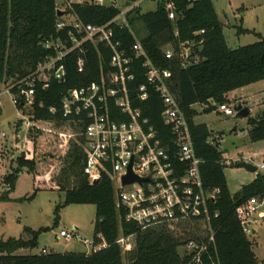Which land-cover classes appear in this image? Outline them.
I'll list each match as a JSON object with an SVG mask.
<instances>
[{
    "label": "trees",
    "instance_id": "16d2710c",
    "mask_svg": "<svg viewBox=\"0 0 264 264\" xmlns=\"http://www.w3.org/2000/svg\"><path fill=\"white\" fill-rule=\"evenodd\" d=\"M60 0H0V84L11 81L15 85L36 71L38 63L53 52L45 49L44 42L64 37L56 29L59 21L57 4ZM179 21L169 20L163 6L156 11L139 15L147 31V37L141 42L149 58L163 69L174 73L173 90L180 100L188 118L195 151L204 163L201 167L205 186L219 190L216 203L211 206L218 217L211 221L214 231V243L208 245L200 263H193V255L184 256L179 249L185 241L164 226L143 229L124 219L123 211L117 208L115 190L112 181L103 177L97 185H92L84 174L86 155L82 147L83 139L72 143L65 165L57 178L52 179L46 190L65 194L64 205H94L96 219L94 238L101 235L107 248L91 255L77 254H18L21 250L33 251L38 246L41 231L32 232L24 238L0 240V264H258L253 251V243L245 233L237 210L251 199H264V174L258 173L256 179L232 195L223 165L221 151L207 144L211 137L207 125H195L193 117L197 112L193 106L214 101L227 104V95L252 84L264 81V38L255 44L235 50L229 48L211 0H202L193 6L179 1ZM66 13L72 14L84 24L104 25L115 18L120 11L115 8L96 5L74 4ZM178 29L183 41L191 40L194 33L205 31V43L200 56L203 62L183 70L166 60L163 49L174 41ZM243 34H252L241 30ZM117 37L130 49L135 38L128 29H117ZM87 67L83 74L77 71L78 54L67 57L63 64L66 68L64 83L52 81L48 89L38 83L30 121L67 123L61 111L64 93L100 78L101 67L110 60V53L89 45L86 48ZM103 53V56L101 55ZM144 83L141 76L139 84ZM18 88L11 91L16 94ZM24 110V105H17ZM145 116L150 118L159 133L163 145L171 150L175 148L174 136L161 119L162 103L159 96L152 92L150 99L142 105ZM55 109V113L51 110ZM213 109L205 111L211 113ZM250 138L254 142L264 141V111L256 118L249 119ZM81 129V128H80ZM42 132L41 129H38ZM82 130V129H81ZM34 149L36 145L33 144ZM18 169L5 178L10 191L15 189L18 176L23 169L37 173L36 152L33 158L20 156ZM37 177V176H36ZM44 190L40 186L36 191ZM5 199H9L8 196ZM57 209V212H59ZM123 238L127 248L125 259L119 243ZM193 236L192 238H194Z\"/></svg>",
    "mask_w": 264,
    "mask_h": 264
},
{
    "label": "built area",
    "instance_id": "2783aa9c",
    "mask_svg": "<svg viewBox=\"0 0 264 264\" xmlns=\"http://www.w3.org/2000/svg\"><path fill=\"white\" fill-rule=\"evenodd\" d=\"M179 1L191 7L202 0H157L175 24L180 17ZM74 4L115 8L120 13L104 25L84 24L66 13ZM128 5V1L121 4L119 0H60L57 11L69 14L59 18L56 24L57 31L63 32L64 37L45 41V49L53 54L41 60L33 74L11 85L8 92L18 88L13 94L15 105L31 107L38 83L46 90L53 80L65 82L63 62L67 57L78 54L77 71L83 74L87 67V46L108 51L110 60L101 67L99 80L67 90L61 101L63 117L82 129L86 155L84 174L92 185L103 177L110 178L117 208L123 211L128 223L143 229L164 226L176 235L179 227H198L201 232L186 240L184 246L189 252L187 255H193V263H200L208 245L214 243L211 221L218 213L212 212L211 206L216 203L219 190L208 189L204 184L201 170L204 161L195 151L188 118L173 90L174 73L157 66L142 42L135 38L128 16L140 4ZM117 29H128L135 38L130 49L117 37ZM204 35L202 30L194 33L193 39L183 41L176 29L174 41L163 49L164 57L183 70L202 63L200 52L205 43ZM141 76L144 83L139 84ZM152 92L161 100V119L174 136L173 150L163 145L151 119L145 116L142 105ZM202 106L204 112L213 109L226 117H233L237 112L228 104L214 101ZM1 137L6 135L2 133ZM207 144L220 151L221 140L210 137ZM23 146L25 148V141ZM223 165L228 167L231 163L225 161ZM260 169L264 170V164ZM129 175L137 180L125 185L124 179ZM259 208L254 198L237 210L248 236L253 235L255 226L264 220V212ZM60 237L84 244L89 249L87 255L107 248L101 235L97 239H85L78 232L62 230ZM123 242L121 237L119 243ZM40 254L48 252L42 250Z\"/></svg>",
    "mask_w": 264,
    "mask_h": 264
},
{
    "label": "rangeland",
    "instance_id": "374dc122",
    "mask_svg": "<svg viewBox=\"0 0 264 264\" xmlns=\"http://www.w3.org/2000/svg\"><path fill=\"white\" fill-rule=\"evenodd\" d=\"M121 4L129 2V7L136 8L128 16L130 28L136 39L142 41L147 37L144 24L138 20L139 15L156 11L157 0H119ZM218 20L223 26L224 36L232 50L255 44L264 38V0H211ZM65 16H69L66 14ZM241 30H251L256 34H243ZM11 81L0 84V240L24 238L31 236L26 229L40 232L38 246L33 251L24 250L22 254H39L42 250L49 253L77 254L89 249L75 240H65L60 232H78L85 239L94 238L96 207L94 205L65 206L63 192L46 190L53 185L65 165V157L74 142L80 141L81 129L75 124H56L53 122L30 121L31 109H20L15 105L13 94L8 92ZM228 105L235 108H248L247 118L226 117L217 112L205 113L202 105H196L197 114L193 117L195 125H207L212 139L221 140L220 151L223 162L230 161L233 167L225 166V175L234 190L237 183L244 182L241 174L251 175L240 167L242 163L257 167L258 173L264 174L260 166L264 164V141L254 142L250 138V118H256L264 111V81L247 86L227 95ZM238 97V98H236ZM41 129L42 132H39ZM4 133L6 137H1ZM241 133H243L241 135ZM25 141V148L23 143ZM33 144L36 145L34 149ZM36 152L37 173L23 169L18 176L15 189L10 191L5 178L18 169V159L25 156L33 158ZM241 173V174H240ZM37 176V177H36ZM44 190H39L38 187ZM8 196L9 199H5ZM259 211H264L263 199H257ZM59 212H57V209ZM258 211V212H259ZM258 235L249 236L258 264H264V220L255 226ZM198 227H179L177 236L183 240L196 236ZM184 240V241H185ZM123 257L127 250L122 244ZM184 256L189 252L183 245L179 249ZM126 264V262H125Z\"/></svg>",
    "mask_w": 264,
    "mask_h": 264
},
{
    "label": "water",
    "instance_id": "95a60500",
    "mask_svg": "<svg viewBox=\"0 0 264 264\" xmlns=\"http://www.w3.org/2000/svg\"><path fill=\"white\" fill-rule=\"evenodd\" d=\"M63 16H65L64 12H58L59 18H62ZM236 111H237V116L241 117V118H247L250 115V111L248 108H244V109L237 108ZM2 113L3 112H2V109L0 107V115H2ZM241 168H243L246 171L251 172V173H256L258 171L257 167H254L252 164H249V163H242ZM136 180H137V178H135L132 175H129L128 177H126L124 179V184L130 185V184H133ZM141 182H143V181H141ZM98 183H99V181H96V182H94L93 185H97Z\"/></svg>",
    "mask_w": 264,
    "mask_h": 264
},
{
    "label": "crops",
    "instance_id": "0c3cea01",
    "mask_svg": "<svg viewBox=\"0 0 264 264\" xmlns=\"http://www.w3.org/2000/svg\"><path fill=\"white\" fill-rule=\"evenodd\" d=\"M248 31H250V32H252V34H256L254 31H251V30H248ZM253 85V84H252ZM233 93V92H232ZM231 94V93H230ZM230 94H228V96H229V98H230ZM236 98H238V97H236ZM241 107V106H240ZM218 114H221V113H218ZM228 167H233V165L231 164V166H228ZM240 167H241V165H240ZM243 169V168H242ZM245 170V169H244ZM246 171V170H245ZM248 172V171H247ZM248 173H250L251 175H246V174H241V177H242V179L244 180V182H240V183H237L236 185H235V187H234V190H232L231 189V187H230V184H229V181H228V179H227V177H226V179H227V183H228V187H229V190H230V192H231V194L232 195H235V194H237L244 186H246V185H249L250 183H252L255 179H256V177H257V172L256 173H251V172H248ZM264 212V211H263ZM256 235H258V230L257 229H254V231H253V235L252 236H256ZM24 252V250H21V251H19L18 252V254H22ZM255 253V252H254ZM256 255V254H255ZM258 260V259H257Z\"/></svg>",
    "mask_w": 264,
    "mask_h": 264
}]
</instances>
